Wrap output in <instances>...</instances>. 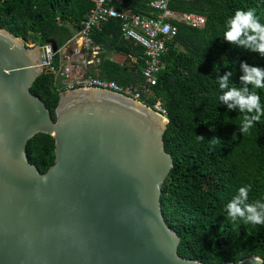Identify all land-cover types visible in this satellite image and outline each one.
<instances>
[{"label": "water", "instance_id": "water-1", "mask_svg": "<svg viewBox=\"0 0 264 264\" xmlns=\"http://www.w3.org/2000/svg\"><path fill=\"white\" fill-rule=\"evenodd\" d=\"M40 51L0 28V264H201L178 255L180 238L161 212L169 119L77 89L60 94L53 121L30 91L43 73ZM38 133L54 139L44 173L26 156Z\"/></svg>", "mask_w": 264, "mask_h": 264}, {"label": "trees", "instance_id": "trees-1", "mask_svg": "<svg viewBox=\"0 0 264 264\" xmlns=\"http://www.w3.org/2000/svg\"><path fill=\"white\" fill-rule=\"evenodd\" d=\"M149 1L122 0L119 8L152 18L155 13ZM238 8L256 9L264 22V0H173L171 10L204 16L205 24L191 28L173 22L177 34L166 43L163 66L149 98L150 104L159 100L169 118L163 143L173 166L161 187V212L180 238L178 255L201 264L264 255V226L232 222L225 211L240 186L251 185L248 202L264 201V116L249 133H239L244 114L218 101L222 90L213 71L214 64L221 75L232 71L230 79L242 86L241 60L264 66V58L223 40L226 20ZM90 9L89 0H0V28L25 43L43 46L54 40L60 48L72 37L62 23L78 29ZM92 40L103 48L97 67L100 78L121 86L143 83L144 50L121 37L118 20L94 30ZM111 54L123 61L110 59ZM252 90L264 105V90ZM30 91L54 121L63 91L53 76L43 72ZM201 135L204 138L198 139ZM26 156L40 173L46 172L54 162L53 137L34 135L27 141Z\"/></svg>", "mask_w": 264, "mask_h": 264}, {"label": "built area", "instance_id": "built-area-1", "mask_svg": "<svg viewBox=\"0 0 264 264\" xmlns=\"http://www.w3.org/2000/svg\"><path fill=\"white\" fill-rule=\"evenodd\" d=\"M91 9L81 21L76 35L62 47L53 51L48 43L40 46V66L43 72L53 76L54 84L63 92L77 89L104 90L141 104L168 121V114L159 100L150 104L151 87L157 82L167 51L166 43L177 34L173 22L191 28H201L205 17L193 13H179L170 9L173 0H150L155 16L145 17L128 9H120L122 0H89ZM115 13V14H113ZM120 22V34L125 40L139 44L145 55L142 71L143 83L137 86H121L112 80L100 78L97 67L101 64L103 48L92 40L94 30L110 20ZM28 46H36L34 44Z\"/></svg>", "mask_w": 264, "mask_h": 264}, {"label": "clouds", "instance_id": "clouds-1", "mask_svg": "<svg viewBox=\"0 0 264 264\" xmlns=\"http://www.w3.org/2000/svg\"><path fill=\"white\" fill-rule=\"evenodd\" d=\"M223 40L238 49L256 53L264 58V22L256 9H236L226 20ZM239 69L238 79L242 86H237L230 79L233 76L232 71L226 70L221 75L217 65H213V71H217L216 83L222 90L218 95V101L226 104L228 110L235 109L244 114L238 131L246 134L254 127L255 122L264 116L260 94L252 90H264V66L241 60ZM197 138L203 139L204 136ZM250 189L251 185L240 186L237 189V193L225 205L227 218L232 222L264 226V201L257 199L248 202ZM235 264H243V260L236 261ZM251 264H264V255L252 256Z\"/></svg>", "mask_w": 264, "mask_h": 264}, {"label": "rangeland", "instance_id": "rangeland-1", "mask_svg": "<svg viewBox=\"0 0 264 264\" xmlns=\"http://www.w3.org/2000/svg\"><path fill=\"white\" fill-rule=\"evenodd\" d=\"M27 45H31V43L28 42ZM112 59H114V60L116 59V60H119V61L121 60V62L123 61V59H121V58H119L118 56H115V55H112Z\"/></svg>", "mask_w": 264, "mask_h": 264}, {"label": "crops", "instance_id": "crops-1", "mask_svg": "<svg viewBox=\"0 0 264 264\" xmlns=\"http://www.w3.org/2000/svg\"><path fill=\"white\" fill-rule=\"evenodd\" d=\"M112 55H114V54H111V57H110V59H112ZM113 60V59H112ZM131 61H134V59H132Z\"/></svg>", "mask_w": 264, "mask_h": 264}]
</instances>
